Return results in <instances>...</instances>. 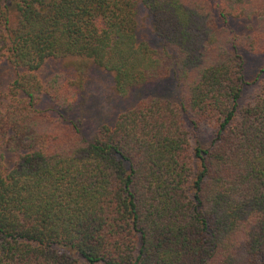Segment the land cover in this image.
<instances>
[{"label":"trees","instance_id":"16d2710c","mask_svg":"<svg viewBox=\"0 0 264 264\" xmlns=\"http://www.w3.org/2000/svg\"><path fill=\"white\" fill-rule=\"evenodd\" d=\"M239 50L264 54V0H0V63L22 70L0 111V264H264V61L241 103ZM71 57L120 98L171 76L177 100L140 98L88 140L67 118L81 86L36 73Z\"/></svg>","mask_w":264,"mask_h":264},{"label":"rangeland","instance_id":"374dc122","mask_svg":"<svg viewBox=\"0 0 264 264\" xmlns=\"http://www.w3.org/2000/svg\"><path fill=\"white\" fill-rule=\"evenodd\" d=\"M215 23L221 27L222 22L213 11ZM135 18L137 23L136 39L145 41L151 48H157L158 42L152 32L147 12L141 7H136ZM255 19L245 18L228 19L227 29L238 36H247L254 31ZM3 35V34H2ZM242 57V73L245 85L240 98L241 103H247L253 96L256 84L255 76L262 66L264 54L249 53L239 50ZM21 69H15L8 62L0 63V111L9 102L8 88ZM39 80L43 83L45 78L51 74H58L65 79L75 80L81 86V93L75 101L67 118L77 121L81 134L90 140L96 129L101 126L112 127L116 117L134 106V104L145 96H154L177 100V91L171 76L164 80L147 84L140 90H133L126 98H120L114 91L112 76L110 73L95 67L90 61L83 58H65L57 60H46L36 72ZM212 131L206 125L200 126L199 139L206 144L211 137ZM3 153L5 167H10L13 162V154Z\"/></svg>","mask_w":264,"mask_h":264}]
</instances>
